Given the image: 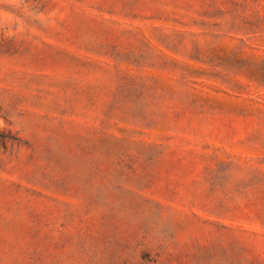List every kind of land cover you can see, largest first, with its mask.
<instances>
[{
  "label": "rangeland",
  "instance_id": "374dc122",
  "mask_svg": "<svg viewBox=\"0 0 264 264\" xmlns=\"http://www.w3.org/2000/svg\"><path fill=\"white\" fill-rule=\"evenodd\" d=\"M0 264H264V0H0Z\"/></svg>",
  "mask_w": 264,
  "mask_h": 264
}]
</instances>
